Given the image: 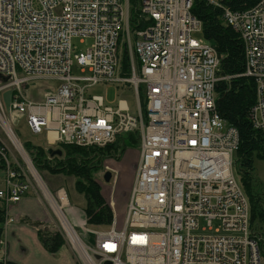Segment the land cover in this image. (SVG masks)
Here are the masks:
<instances>
[{
    "label": "built area",
    "instance_id": "built-area-1",
    "mask_svg": "<svg viewBox=\"0 0 264 264\" xmlns=\"http://www.w3.org/2000/svg\"><path fill=\"white\" fill-rule=\"evenodd\" d=\"M206 1L221 9L223 23L243 43L242 75L255 81L250 117L264 150V0L244 10ZM192 6L193 0H139L137 28L130 23L129 0H0V76L7 77L0 79V92L12 89L7 109L0 100V119L11 124L24 118L48 146L103 147L130 132L139 138L122 219L113 213L106 226L82 222L81 236L65 214L71 232L64 227L9 129L12 146L0 140V205L7 222L8 211L35 194L88 264H264V237L251 234L248 199L233 171L238 132L216 108V85L230 76L220 73L222 55L203 37ZM76 38L91 40L85 51L75 50ZM74 64L79 74H73ZM46 81L57 83L42 101L21 92L24 84ZM97 84L131 85L138 114L125 100L111 106L86 93ZM56 193L51 195L60 203ZM5 247L0 238V264L7 262Z\"/></svg>",
    "mask_w": 264,
    "mask_h": 264
},
{
    "label": "trees",
    "instance_id": "trees-1",
    "mask_svg": "<svg viewBox=\"0 0 264 264\" xmlns=\"http://www.w3.org/2000/svg\"><path fill=\"white\" fill-rule=\"evenodd\" d=\"M259 0H223L233 10H244ZM129 19L132 27L141 28L137 20L139 0H129ZM192 13L202 22V35L222 55L220 73L230 76L217 83L216 108L219 115L238 132L239 144L233 155L238 182L249 203V221L251 234L264 237V210L261 207L260 194L254 181V158H264L262 149V132L253 126L250 110L255 102V81L252 77L242 75L245 70L243 43L229 25L222 19L221 9L206 0H193ZM139 22V23H138ZM122 74H127V53L121 48ZM144 104V102L142 103ZM139 144L137 132L118 135L116 140L103 147H81L60 145L64 156L49 158L42 146L23 142V147L33 165L39 171L52 174L74 176V188L85 199L83 217L88 225L106 226L112 220V210L100 191L93 173L98 170L99 163L106 157H120L129 144ZM119 144H121L119 146ZM118 150V151H117ZM55 159L56 163L53 162ZM4 223L3 211L0 208V233ZM40 241L50 252L56 251L65 244L61 234L56 231L40 232ZM264 244L260 243L263 249ZM15 264V263H10Z\"/></svg>",
    "mask_w": 264,
    "mask_h": 264
},
{
    "label": "rangeland",
    "instance_id": "rangeland-1",
    "mask_svg": "<svg viewBox=\"0 0 264 264\" xmlns=\"http://www.w3.org/2000/svg\"><path fill=\"white\" fill-rule=\"evenodd\" d=\"M195 36H200V34H195ZM91 40L86 39L81 43L77 38L72 40V44L75 48V50L79 51H85V49L90 44ZM73 74H79V67L74 64L72 69ZM57 82L55 81H46V82H33V83H27L22 85L21 92L27 99H32L34 101H42L43 100V94L47 91H53L54 86ZM51 84V85H48ZM86 93L89 95H101L105 99V103L111 106H115L118 102V100H125L129 106L130 112L132 114H138V108H137V101H136V95L131 85L129 84H111V85H105V84H97L94 86H90L86 88ZM12 94V89H5L0 92V100L2 102V106L5 109L8 108V104L10 101V96ZM141 102H144V94L140 93ZM8 123V124H7ZM10 129L13 134L17 137L18 141L23 144L25 141H29L31 144H36L42 147H48L45 139L41 138L37 135L31 134L29 131V128L26 125V122L24 118H18L13 123L7 122L5 119H0V140H2L4 143L12 146L10 141L8 140V137L6 135V132ZM121 144H119L120 146ZM53 147L56 148V145ZM13 148V147H12ZM61 148V147H59ZM62 150L61 156H48L53 159V157H60V159L64 156V149ZM118 151V150H117ZM27 153V152H26ZM55 159L53 162L56 163ZM138 160V148L137 143L136 144H129L126 147V151L120 155L119 158L115 157H106L103 159L98 166V170L92 172L94 179L98 182L100 191L102 195L105 197L106 202L112 209L114 213H116L118 219H122L124 214V209L127 204L129 194H130V188L133 181V177L135 174V168ZM58 161V160H57ZM254 181L257 184V191L260 194V202L261 207L264 210V158H254ZM38 171V170H37ZM106 171H109L111 174V177L109 181H105L103 179V176ZM233 171L236 175V169L235 165L233 163ZM39 176L43 180V184L48 189V191L51 193H54L57 191V193L54 195L58 197V190L60 188H63V191L66 192L67 197L65 196L64 192L61 191V195L65 196L66 199V205L63 207L64 214L68 218L69 222L72 225H75L74 228L79 234V228L80 226L77 225L78 222H83V207L85 204V199L82 194H79L76 192L74 188V176H64L61 174H52L47 171H38ZM48 186V187H47ZM63 192V194H62ZM51 193V194H52ZM53 195V194H52ZM1 207V206H0ZM53 214V215H52ZM52 218L54 223V230H57L59 227V222L55 219V214L52 210ZM78 221V222H77ZM264 222V220H263ZM264 234V229H263ZM82 231L80 230V234L82 236ZM79 234V235H80ZM88 237V236H87ZM91 240L93 239V236L90 237ZM71 257L78 263V264H88L86 262V259L84 257H78L74 253V251L67 245H62ZM58 264H61V262H58Z\"/></svg>",
    "mask_w": 264,
    "mask_h": 264
},
{
    "label": "crops",
    "instance_id": "crops-1",
    "mask_svg": "<svg viewBox=\"0 0 264 264\" xmlns=\"http://www.w3.org/2000/svg\"><path fill=\"white\" fill-rule=\"evenodd\" d=\"M51 214L45 201L35 194L24 195L8 211L12 221L4 219L0 236L6 242L9 264H78L64 247L50 252L40 241V232L54 230Z\"/></svg>",
    "mask_w": 264,
    "mask_h": 264
},
{
    "label": "bare ground",
    "instance_id": "bare-ground-1",
    "mask_svg": "<svg viewBox=\"0 0 264 264\" xmlns=\"http://www.w3.org/2000/svg\"><path fill=\"white\" fill-rule=\"evenodd\" d=\"M7 130H8V129H7ZM8 132H9V130H8ZM13 140L16 141L15 138H13ZM40 183H41V182H40ZM41 185L44 186L43 183H41ZM44 187H45V186H44ZM45 192H46L47 197H49V199L51 200V202H52V204H53V206H54V208H55L56 213H57V214L60 216V218L62 219V221H63V223H64V227H65L68 231L71 232V228H70L68 222L65 221V219H64V217H63L64 213H63L62 210H63L64 205H66V199L62 197V195H61V193H60L61 191L58 193V197H59V199H60V203H57V201H56V200L54 199V197L50 194V192L48 191L47 188H45Z\"/></svg>",
    "mask_w": 264,
    "mask_h": 264
},
{
    "label": "water",
    "instance_id": "water-1",
    "mask_svg": "<svg viewBox=\"0 0 264 264\" xmlns=\"http://www.w3.org/2000/svg\"><path fill=\"white\" fill-rule=\"evenodd\" d=\"M2 80H3V81L7 80V77H3ZM46 152H47L50 156H54V155L61 156V155H62V150H61L60 148H55V149H53V148L50 147V148H48V149L46 150ZM103 179H104L105 181H109V179H110V172H109V171H106V173H105L104 176H103ZM104 264H110V262H109V261H105Z\"/></svg>",
    "mask_w": 264,
    "mask_h": 264
}]
</instances>
